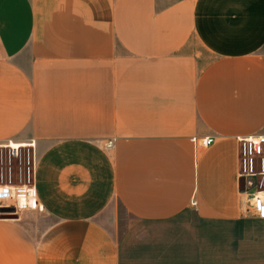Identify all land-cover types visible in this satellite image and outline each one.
Wrapping results in <instances>:
<instances>
[{"label":"crops","instance_id":"obj_1","mask_svg":"<svg viewBox=\"0 0 264 264\" xmlns=\"http://www.w3.org/2000/svg\"><path fill=\"white\" fill-rule=\"evenodd\" d=\"M258 137L264 0H0V264H264Z\"/></svg>","mask_w":264,"mask_h":264},{"label":"built area","instance_id":"obj_2","mask_svg":"<svg viewBox=\"0 0 264 264\" xmlns=\"http://www.w3.org/2000/svg\"><path fill=\"white\" fill-rule=\"evenodd\" d=\"M197 149H208L215 138L194 139ZM240 179L245 182V193L252 198L256 215L264 219V137L239 140ZM107 151L114 149V141L105 145ZM196 203H193L195 206ZM15 209L14 214L22 211L41 210L38 193L34 184L23 186H3L0 188V209ZM1 215V214H0Z\"/></svg>","mask_w":264,"mask_h":264},{"label":"rangeland","instance_id":"obj_3","mask_svg":"<svg viewBox=\"0 0 264 264\" xmlns=\"http://www.w3.org/2000/svg\"><path fill=\"white\" fill-rule=\"evenodd\" d=\"M117 214L119 219L118 233L121 234L123 231V227L125 226V221L129 219V216L126 214L125 210L120 204H117Z\"/></svg>","mask_w":264,"mask_h":264},{"label":"water","instance_id":"obj_4","mask_svg":"<svg viewBox=\"0 0 264 264\" xmlns=\"http://www.w3.org/2000/svg\"><path fill=\"white\" fill-rule=\"evenodd\" d=\"M240 185H241V191L245 193V182L243 179L241 180ZM14 213H15V209H5V208L0 209V214L2 219H16L17 217L16 215H10Z\"/></svg>","mask_w":264,"mask_h":264}]
</instances>
